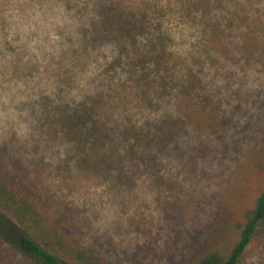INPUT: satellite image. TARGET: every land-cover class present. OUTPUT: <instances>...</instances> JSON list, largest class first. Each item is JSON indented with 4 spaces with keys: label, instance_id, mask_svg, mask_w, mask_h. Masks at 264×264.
Wrapping results in <instances>:
<instances>
[{
    "label": "rangeland",
    "instance_id": "374dc122",
    "mask_svg": "<svg viewBox=\"0 0 264 264\" xmlns=\"http://www.w3.org/2000/svg\"><path fill=\"white\" fill-rule=\"evenodd\" d=\"M122 1L150 4L140 46L163 41L197 88L132 73L95 0H55L61 39L35 52V32L7 39L9 20L46 0H0V173L111 261L180 264L211 242L233 187L249 205L264 188V0ZM81 103L83 131L63 113ZM17 231L0 214V264H43L6 237ZM241 264H264V239Z\"/></svg>",
    "mask_w": 264,
    "mask_h": 264
},
{
    "label": "trees",
    "instance_id": "16d2710c",
    "mask_svg": "<svg viewBox=\"0 0 264 264\" xmlns=\"http://www.w3.org/2000/svg\"><path fill=\"white\" fill-rule=\"evenodd\" d=\"M192 1L186 0L189 3ZM95 3L103 23L101 32L108 29L110 33H120L130 46L124 49L132 73L141 67L145 71L141 79L148 82L187 81L188 86L183 89L190 94L191 88H197L201 77L188 68L182 74L185 79H179L177 72L175 74L176 62L171 63L173 56L165 52L163 41H156L157 44L151 41V46L146 45L145 48L140 46L137 40L139 34H150L149 3L144 1L131 8L125 6L122 0H95ZM88 110L89 107L81 103L74 112L63 113H70L67 114L66 122L73 129L83 131L79 117L84 118ZM149 134V131L145 132L142 139L146 140ZM233 189L232 200L225 206V218L211 242L180 264H241L248 248L264 239V188L255 196L251 205L246 202L244 189ZM234 196L237 197L234 199ZM0 214L5 224L19 227V231L6 237L43 264H125L111 261L98 247L86 243L63 222H59L39 196L18 190L5 181L1 173Z\"/></svg>",
    "mask_w": 264,
    "mask_h": 264
},
{
    "label": "clouds",
    "instance_id": "9594fccd",
    "mask_svg": "<svg viewBox=\"0 0 264 264\" xmlns=\"http://www.w3.org/2000/svg\"><path fill=\"white\" fill-rule=\"evenodd\" d=\"M21 2L23 3L25 0H21ZM54 2L55 0H46L43 14L37 7L26 10V15L24 16H21L18 10L14 11L11 14V19L9 20L10 27L8 29L7 39L12 41L13 37L16 34H19L20 41L18 43H23L27 40L31 33L35 32L37 33L36 37L28 42L29 52L37 51V45H40L47 51H51L52 49L50 45L61 39L60 36L56 35L54 28L58 25L62 26L64 22L62 15H53L52 12L48 11ZM52 11L62 14L61 8H53ZM46 35L49 37L48 43H45ZM3 39L4 37L0 35V44H2ZM37 55L39 56L40 53L37 52ZM19 87L22 88L23 86L19 85ZM0 102H8V97L3 93H0ZM2 116L3 112L0 111V117Z\"/></svg>",
    "mask_w": 264,
    "mask_h": 264
}]
</instances>
